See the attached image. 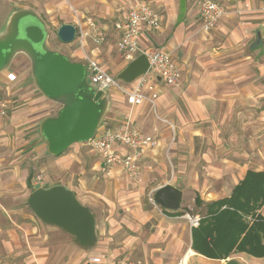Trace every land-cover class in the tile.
Segmentation results:
<instances>
[{
	"label": "crops",
	"instance_id": "obj_1",
	"mask_svg": "<svg viewBox=\"0 0 264 264\" xmlns=\"http://www.w3.org/2000/svg\"><path fill=\"white\" fill-rule=\"evenodd\" d=\"M16 1L18 0H0V15L7 17L12 10L18 9H13L17 7ZM56 1L54 0V3L59 7V13L68 19L67 13L70 12L66 9L67 6L62 0H59L57 6ZM71 1L82 12V16H90L107 28L106 41L102 45L89 41L87 51L108 71L112 69L110 72L117 76L130 61L121 58L117 52L120 32L116 30L114 23L122 20L130 8L139 4H149L160 15L161 25L158 28L143 27L140 44L143 49L170 50L180 66L181 78L178 86L159 83V108L164 115H170L175 123L174 94L188 86L187 107L190 118L193 119L191 121L188 118L189 126H185V130L178 123L175 125L178 130L177 133L175 130L174 134L178 138L169 153L173 159V178L190 179L186 176L190 171L187 173L184 164L191 165L193 158L201 154L206 161L213 164L211 173L214 177L224 181L220 189L221 198L232 193L235 185L244 178L248 170L264 171V0H221L229 12L209 33L195 32V28L199 26L198 9L201 0H186V12L181 21H178L180 0ZM75 50L73 54L81 58L82 53ZM10 71L17 75V80L9 81L6 72L0 73V93L7 95L10 100L8 114L0 116V163L8 164L4 167L0 165V176L6 178L5 183L8 186H11V179L19 170L18 164L23 160L21 157L24 151L37 153L35 157L47 155V143L40 133L39 124L43 118L55 115L59 109L58 104L46 98L37 89L32 78L30 82L24 72ZM110 94L112 103L107 119L99 129L105 126L116 128L128 120L146 134L152 133L154 126L158 127L159 145L147 149L141 159L151 157L149 159L162 164L164 146H167L171 139L172 129L155 120L146 103L134 104L127 97L115 95L114 91ZM6 117H10L11 122ZM186 142L187 146H184ZM226 145L229 146L227 152ZM185 147L191 156L190 160L184 158ZM5 150L15 151V155L9 156L8 152L4 153ZM54 157L58 158L55 162H59V174L63 178L60 184L71 188L94 215L95 208H98L104 226L99 229L96 224L97 235L101 232L107 234L102 239L100 248L97 247L90 253L85 252L87 249L84 248L71 249L75 258H63L58 264H81L78 261L87 255H100L110 262L120 259L119 254L135 243V240L125 234L122 241L124 245L117 243L121 229L130 227L135 222L130 214L133 213L134 217L138 213V223L148 219L140 202L131 204L128 199L130 192L117 186V183L123 182L125 178L123 168L120 165L115 167L114 188L98 193L94 185L91 186L93 177L87 183L85 178L89 175L86 174V169L79 165L85 161L80 146L68 148L61 155ZM99 162L98 157L92 169L99 167ZM190 173L193 178V171ZM75 179L79 183H74ZM0 184L2 185V182ZM172 184L183 191V201L187 195L185 187ZM1 185L0 264H50L52 234H59L60 228L45 223L32 212L28 213L24 208L25 203H6L4 198L8 194L5 190L2 191ZM190 185L192 188L198 186L189 182L186 187ZM160 186L162 184L157 188ZM95 194H100V197L106 199L108 214H102L97 200L94 201ZM217 199L218 197L213 198ZM192 200L195 201V198ZM120 209L124 210L123 215L120 214ZM262 213L264 214V206ZM191 244L184 258L189 253L202 256L192 249ZM106 250L109 257L105 254ZM242 254L248 256L246 253ZM247 258L264 261V257L249 255Z\"/></svg>",
	"mask_w": 264,
	"mask_h": 264
},
{
	"label": "rangeland",
	"instance_id": "obj_2",
	"mask_svg": "<svg viewBox=\"0 0 264 264\" xmlns=\"http://www.w3.org/2000/svg\"><path fill=\"white\" fill-rule=\"evenodd\" d=\"M63 3L67 6V10L70 13L68 19L62 13H59L54 0H18L16 1L17 7L15 8H23L29 9L34 11L39 20L45 26L47 37H46V46L55 51H59L67 55L70 59L77 61L80 59V56L77 57L73 54V51H77L82 53L81 47L77 44L76 40L71 43H63L57 36L58 28L61 24L66 23L65 21L69 20L71 22L67 23H75L78 16H82V12L72 4L71 0H62ZM57 6L59 5V0L56 1ZM14 4V3H13ZM55 5V6H54ZM54 6V7H53ZM65 8V7H63ZM13 11V10H12ZM11 11V12H12ZM8 16L4 17L0 15V30L6 26ZM27 20L34 21L36 20L35 17L28 16L26 17ZM195 32L201 33L198 30V27L195 28ZM77 44V46H76ZM87 49V46H86ZM77 59V60H76ZM80 61V60H78ZM9 70L13 71H21L24 72L26 78L31 82L32 70H31V60L30 58L24 54L19 53L13 59ZM110 71H113L110 69ZM34 82V81H33ZM174 88V87H173ZM188 86L184 87L182 90L176 92L174 94V103L176 107V122L174 123L173 120L170 118V115H164V113L159 108V99L156 102V105L145 104L146 107L150 108V112L154 116V119L158 122L168 126L171 132V139L168 141V145L164 146V153L162 154L163 163L158 164L157 162L153 161V159H149L151 157H146L144 160H140L138 162V169L135 173L131 172H124V180L123 182H118L117 186L119 185L121 189H125L127 192L129 191L131 195H129L128 199L131 204H135L136 202H140V204L144 208V212L148 215V219L138 223L140 221V217L138 213L136 216L133 217V213L130 216L135 220L132 226L130 227H123L122 233L117 236V243L120 245L123 244V238L131 237L135 240V243H132V247L126 249L122 253L119 254L120 259H126L133 263L137 261H141L142 264H224L225 260L227 259H215V258H206L204 256L191 255L192 253L187 254V257L184 258L185 254L188 251V248L191 244V223H190V216L191 217H201L206 213V205L205 203L199 205L192 199L196 197L197 194H200L201 199L204 202H209L213 200V198L220 197L222 193H220V189L224 185V181L222 179L215 178L213 173H211V169H213V164L211 162L206 161L201 154L196 155L194 162L185 163L184 167L187 170V173L193 171L194 177L192 178V173H188L190 179H182L177 180L174 177V170H173V159L170 157V151L174 142L177 141L176 134H174L175 130L177 133V123L179 126L184 128L185 126H189L188 118L190 115L188 113L187 107V97H188ZM115 95H121V93L117 90H113ZM122 96V95H121ZM112 98V97H111ZM116 98V97H115ZM112 103V100H111ZM58 104V103H56ZM59 105V104H58ZM174 107V105H173ZM170 108L172 106L170 105ZM163 113V114H162ZM108 114V112H107ZM107 114L105 115L104 120L107 119ZM8 121L11 122L10 117H6ZM191 119V118H190ZM22 121V120H20ZM193 121V119H191ZM200 122V121H199ZM112 123V122H110ZM198 123V122H197ZM103 124V123H102ZM113 124V123H112ZM170 125H174L170 126ZM159 126V125H157ZM25 127V126H24ZM23 128V127H21ZM157 129L158 137L160 134V130L158 127H153L151 132H154ZM228 136V135H227ZM226 136V137H227ZM225 137V138H226ZM160 138V137H159ZM77 146L81 147V153L85 156V161L80 166H83L86 169L87 178L85 180L90 182L91 177V186L94 185L95 189H97L98 193L100 191L105 192L108 188H114V174L113 175H106L99 170V167L96 169H92L94 166L95 161L98 159V155L92 145V142L83 141L78 142L70 146L69 148L74 149ZM187 146V142L184 144ZM226 152L229 149V146L226 145ZM125 153L126 150L122 149ZM264 151V148H262ZM8 152L5 150L4 153ZM48 152V151H47ZM1 154H3L1 152ZM23 156L21 157L23 160L20 162L19 170L17 174L11 179L12 184L8 186L6 178L0 176V183L2 182V191L5 190V193L8 194L4 201L9 204H17V203H25L24 208L27 210L28 213H34L33 210L27 205L26 201L29 194L33 191V188L28 185V176L31 174L32 183L35 188L41 186H50L54 185L55 183H60L63 178L59 174V162H55L57 157L54 155L47 153L44 157H35V154L32 153L31 150H27L23 152ZM184 158L187 160L191 159V156L188 153V149L184 148ZM8 155H15V151L9 150ZM148 161L146 162V160ZM209 163V164H207ZM1 166L8 165L6 163H0ZM13 165V164H12ZM77 167V166H73ZM79 168V167H78ZM74 169V168H73ZM80 169V168H79ZM81 175V174H80ZM114 176V177H113ZM78 177V174L75 176ZM6 182V183H5ZM78 182V180H74V183ZM195 183L198 186L192 188V185L186 187L188 183ZM166 183H175L180 184L186 189L187 195H185V199L181 203V207L178 211L181 213L179 215H175V211L163 208L159 204H153L151 201V197H154V193L157 189V186L160 184ZM88 185V184H86ZM11 190V191H8ZM8 192V193H7ZM127 196V194H126ZM93 198V196H92ZM95 200H97L99 204V209L101 210L102 214H108L107 210V201L104 197H100V194H95ZM191 199V200H190ZM125 212L124 210L120 209V214L123 215ZM35 214V213H34ZM36 216V215H35ZM37 217V216H36ZM97 217V218H96ZM121 217V216H120ZM38 218V217H37ZM95 218L96 224L99 225V229L103 224V218L100 215L98 208H95ZM59 234H52V251H51V260L50 264H58L59 261H62L64 258L65 260L74 259L75 253H71V249H80L82 248L77 241L74 239L73 236L66 233L62 229H59ZM107 236L106 233L101 232V234L97 235L98 240L95 246L92 249L84 250L87 253L92 252L95 248H100V244L102 243V239ZM124 236V237H123ZM113 243V241H112ZM111 250V249H109ZM106 256L109 257L108 250L105 251ZM196 252V251H195ZM249 256V255H248ZM247 256V257H248ZM97 257H101L102 261H106L103 259L102 256H91L87 255L83 257L79 262L81 264H90L96 263L101 264L100 262H96L94 259ZM232 258H236L244 264H264V261H256L247 258L242 253H233L231 255ZM223 260V261H221Z\"/></svg>",
	"mask_w": 264,
	"mask_h": 264
},
{
	"label": "water",
	"instance_id": "obj_3",
	"mask_svg": "<svg viewBox=\"0 0 264 264\" xmlns=\"http://www.w3.org/2000/svg\"><path fill=\"white\" fill-rule=\"evenodd\" d=\"M185 12L186 0H180L178 21L183 19ZM28 16L36 20L30 22L26 19ZM57 36L63 43L73 42L75 25L61 24ZM46 37L45 26L34 11L13 10L6 26L0 30V73L10 68L17 54L24 53L30 58L35 86L46 98L59 104L57 113L46 116L39 124L48 153L59 156L73 144L94 138L109 111L112 98L109 92L97 90L90 84L84 62L74 61L62 52L47 48ZM148 69V58L142 53L119 72L118 78L132 83ZM157 80L163 83L161 76H157ZM154 199L163 208L176 211L181 207L183 191L166 183L157 188ZM26 203L38 218L73 236L82 248L89 250L97 243L94 213L67 185L58 183L35 188ZM224 264L244 263L228 258Z\"/></svg>",
	"mask_w": 264,
	"mask_h": 264
},
{
	"label": "built area",
	"instance_id": "obj_4",
	"mask_svg": "<svg viewBox=\"0 0 264 264\" xmlns=\"http://www.w3.org/2000/svg\"><path fill=\"white\" fill-rule=\"evenodd\" d=\"M228 12L229 10L221 0H201L198 9L199 32H211ZM74 25L76 27L75 40L82 49L80 61L85 63L88 81L97 90L109 93L117 90L134 104L156 105L160 95L158 89L160 82L157 76H161L163 83L167 85L178 86L180 84L181 69L170 50L141 47L140 35L143 27L158 28L161 25L160 15L149 4H139L130 8L122 20L114 23L116 30L120 32V38L117 41L119 56L131 61L144 53L149 61L148 71L132 83H125L117 75L112 74L86 49L89 41L95 45H102L107 39V28L90 16H78ZM4 72L9 81L17 80L14 72L9 69ZM9 105L8 96L0 93V116L8 114ZM170 126L174 127V125ZM159 140L157 129L146 134L128 120L116 128L105 126L98 129L90 141L100 160L99 170L111 176L117 165H120L126 172L135 173L144 152L157 147ZM122 149L126 152L124 153ZM151 201L158 205L154 197H151ZM199 220L200 217L190 216L191 227L198 226ZM101 259L97 257L94 260L101 264H142L140 260L131 263L128 258L111 262Z\"/></svg>",
	"mask_w": 264,
	"mask_h": 264
},
{
	"label": "trees",
	"instance_id": "obj_5",
	"mask_svg": "<svg viewBox=\"0 0 264 264\" xmlns=\"http://www.w3.org/2000/svg\"><path fill=\"white\" fill-rule=\"evenodd\" d=\"M28 185L34 190L31 174ZM195 202L207 209L198 226L191 227L194 251L215 259L232 258L233 253L264 257V171L248 170L229 196L204 202L197 195Z\"/></svg>",
	"mask_w": 264,
	"mask_h": 264
}]
</instances>
